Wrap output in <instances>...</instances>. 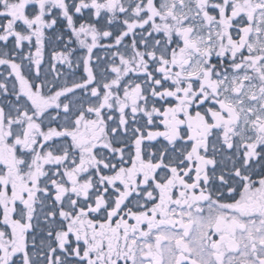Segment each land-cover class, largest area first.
I'll return each instance as SVG.
<instances>
[{
	"label": "snow or ice",
	"instance_id": "snow-or-ice-1",
	"mask_svg": "<svg viewBox=\"0 0 264 264\" xmlns=\"http://www.w3.org/2000/svg\"><path fill=\"white\" fill-rule=\"evenodd\" d=\"M0 264H264V0H0Z\"/></svg>",
	"mask_w": 264,
	"mask_h": 264
},
{
	"label": "flooded vegetation",
	"instance_id": "flooded-vegetation-1",
	"mask_svg": "<svg viewBox=\"0 0 264 264\" xmlns=\"http://www.w3.org/2000/svg\"><path fill=\"white\" fill-rule=\"evenodd\" d=\"M101 56H103V52L101 51L100 53H99ZM81 72H82V69L81 70H77V72H76V77H79L80 76V74H81ZM77 95H81L80 93H77Z\"/></svg>",
	"mask_w": 264,
	"mask_h": 264
}]
</instances>
